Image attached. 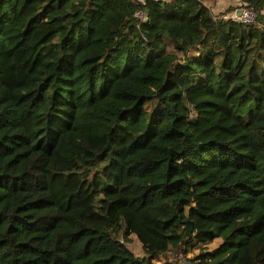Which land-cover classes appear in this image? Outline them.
<instances>
[{
  "label": "trees",
  "instance_id": "16d2710c",
  "mask_svg": "<svg viewBox=\"0 0 264 264\" xmlns=\"http://www.w3.org/2000/svg\"><path fill=\"white\" fill-rule=\"evenodd\" d=\"M230 1L0 0V264H264V0Z\"/></svg>",
  "mask_w": 264,
  "mask_h": 264
},
{
  "label": "rangeland",
  "instance_id": "374dc122",
  "mask_svg": "<svg viewBox=\"0 0 264 264\" xmlns=\"http://www.w3.org/2000/svg\"><path fill=\"white\" fill-rule=\"evenodd\" d=\"M229 5H231V1L230 0H220L219 3L216 2L215 4V7H214V12H215V16L217 17H223L226 12L225 10L229 7ZM168 49L169 50H173L174 47L169 44L168 45ZM222 239H216L215 241L211 242V243H208L206 244L205 246L204 245H199L197 246L187 257L189 258H192V256L196 253L199 252V249L200 248H210V249H213L215 247H217L220 243H221ZM131 246L133 247V249L138 252V253H141V245L139 243V241L137 240V238L135 236H133V240L131 242ZM180 255V253H176V252H170L168 254V257L171 261H176L178 256Z\"/></svg>",
  "mask_w": 264,
  "mask_h": 264
},
{
  "label": "built area",
  "instance_id": "2783aa9c",
  "mask_svg": "<svg viewBox=\"0 0 264 264\" xmlns=\"http://www.w3.org/2000/svg\"><path fill=\"white\" fill-rule=\"evenodd\" d=\"M242 9V13L238 14V10ZM136 16L140 19H145L143 12L139 11ZM226 19H231L232 21L242 22V23H253L257 19V12L253 7H239L238 9L232 11L230 14L223 16ZM182 264H194V262L187 256L180 254L177 258Z\"/></svg>",
  "mask_w": 264,
  "mask_h": 264
},
{
  "label": "water",
  "instance_id": "95a60500",
  "mask_svg": "<svg viewBox=\"0 0 264 264\" xmlns=\"http://www.w3.org/2000/svg\"><path fill=\"white\" fill-rule=\"evenodd\" d=\"M242 13V9L238 10V14ZM194 230V223L191 220L186 221V235L191 234Z\"/></svg>",
  "mask_w": 264,
  "mask_h": 264
},
{
  "label": "crops",
  "instance_id": "0c3cea01",
  "mask_svg": "<svg viewBox=\"0 0 264 264\" xmlns=\"http://www.w3.org/2000/svg\"><path fill=\"white\" fill-rule=\"evenodd\" d=\"M139 255H143L142 253H138Z\"/></svg>",
  "mask_w": 264,
  "mask_h": 264
}]
</instances>
